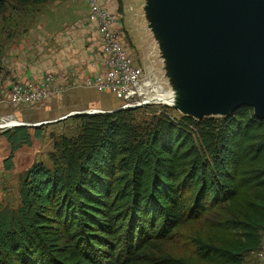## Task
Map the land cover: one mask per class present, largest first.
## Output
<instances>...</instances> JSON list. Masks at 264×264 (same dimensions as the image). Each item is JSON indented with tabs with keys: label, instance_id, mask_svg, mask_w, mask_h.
Returning <instances> with one entry per match:
<instances>
[{
	"label": "trees",
	"instance_id": "1",
	"mask_svg": "<svg viewBox=\"0 0 264 264\" xmlns=\"http://www.w3.org/2000/svg\"><path fill=\"white\" fill-rule=\"evenodd\" d=\"M132 112L80 115L53 168L25 169L19 207L0 208V264H194L169 248L183 237L205 261L245 264L262 247L264 119L253 107L144 125ZM4 134L10 169L32 136L22 125Z\"/></svg>",
	"mask_w": 264,
	"mask_h": 264
},
{
	"label": "rangeland",
	"instance_id": "2",
	"mask_svg": "<svg viewBox=\"0 0 264 264\" xmlns=\"http://www.w3.org/2000/svg\"><path fill=\"white\" fill-rule=\"evenodd\" d=\"M78 3L80 6L75 5L73 8L74 13L71 10V5ZM101 3L117 16L116 33L122 38L124 46L131 51L130 55L134 64L144 68L149 79L167 89L173 88L174 90L186 83H201L202 78L198 76L196 71H180L177 68L178 64L175 65L171 59H168V46L165 38L169 34L164 33L163 22L171 19V14L168 13L167 8L170 10L175 4V0H105ZM83 5L85 4L78 0H48L41 4L31 3L27 5L10 0L6 4L5 11L0 14L1 209L12 211L19 207L21 203V177L25 169L36 163H43L53 168L60 159V137H76L81 131L82 118L79 117L80 115H73L57 122H47L60 119L72 112L95 109L111 112L121 105V101L114 94L100 92L95 87L85 85L86 79L95 74L84 77L80 85H73L72 82L64 81V79L60 80L59 84H56L58 81H54L50 84L51 89L55 88L56 85H63V89L51 100L41 98L28 105L23 103L15 105L9 100L12 85L38 82L47 73L53 74V72L43 71L40 79L22 81L17 75L23 69V66L18 64V67H15L16 69L12 68L14 71H10L9 64L14 61L21 63L20 59L37 66L43 63L39 53L40 44L39 40L36 39L37 35L46 34L45 32L50 29V23H56L57 25L59 23L60 27L62 23L72 21L75 25L78 15L82 16L81 19L86 20L89 17V9L82 12ZM67 29L72 28L68 27ZM45 45L49 47L51 44ZM13 54L16 55L12 56ZM187 67L190 70V65H187ZM194 72H196L195 77L192 76ZM207 81L208 77L205 74L202 82ZM49 105L51 110L48 107ZM77 106L81 107L75 109ZM132 111L136 117L135 120L142 125L151 123L154 117L160 113L165 112L175 116L185 114L176 108L161 103L145 105L132 109ZM224 113L221 115L215 114V116H226L229 112ZM209 116L212 115L204 117ZM9 121L12 122V125L7 124ZM14 123L16 125L28 123L37 126H27L32 136V144L30 146L24 145L15 152L12 167L8 169L5 160L10 155L11 147L4 131L12 129L15 126ZM36 127H41L42 134L40 136L35 135ZM169 248L194 264H212L197 255L192 242L189 241V237L175 239ZM245 264H264V239L262 247L258 251L249 254Z\"/></svg>",
	"mask_w": 264,
	"mask_h": 264
},
{
	"label": "water",
	"instance_id": "3",
	"mask_svg": "<svg viewBox=\"0 0 264 264\" xmlns=\"http://www.w3.org/2000/svg\"><path fill=\"white\" fill-rule=\"evenodd\" d=\"M167 11L171 19L163 25L164 33L169 34L165 38L168 59L178 64L180 71L208 77L207 82L201 79V83L179 88L208 87L221 112L230 114L250 105L264 119V0H175ZM98 113L105 112L79 111L74 115ZM185 115L196 119L206 116ZM69 116L73 115L47 123Z\"/></svg>",
	"mask_w": 264,
	"mask_h": 264
},
{
	"label": "built area",
	"instance_id": "4",
	"mask_svg": "<svg viewBox=\"0 0 264 264\" xmlns=\"http://www.w3.org/2000/svg\"><path fill=\"white\" fill-rule=\"evenodd\" d=\"M87 2L89 6L88 20L98 28L100 34V54L104 69L94 76L88 77L85 85L95 87L100 92L114 94L121 101V105L113 111L136 109L155 103L153 85L157 83L149 79L144 68L134 64L130 55L131 51L124 46L122 38L115 31L117 16L106 9L100 0H87ZM50 74L52 73H47L38 82L29 81L30 83L25 85L18 83L12 85L9 100L15 105L20 103L28 105L41 98L51 100L63 89V85H56L55 88L51 89L50 84L54 81H58L56 84H59L63 78L58 79ZM99 111L104 110L95 109L80 112L93 113Z\"/></svg>",
	"mask_w": 264,
	"mask_h": 264
},
{
	"label": "crops",
	"instance_id": "5",
	"mask_svg": "<svg viewBox=\"0 0 264 264\" xmlns=\"http://www.w3.org/2000/svg\"><path fill=\"white\" fill-rule=\"evenodd\" d=\"M78 1L85 4L81 11L86 12L87 9H89L87 0ZM101 1L104 2L105 0ZM75 5L80 6L79 3L71 5L72 11ZM73 12L75 13V11ZM81 18L82 16H77L78 20L77 22L75 21V25L72 21L65 22L64 24L62 23L60 27L59 23L58 25L56 23H50V29L45 32L46 34L43 33L40 36L37 35L36 39L39 40L38 42L40 44L39 53L43 60V63H40L39 66L20 59L21 63H16L14 61L9 64V67L11 68L9 70L14 71L12 68H17L19 64L20 66H23V69L20 70L19 73L17 72V77L22 81L40 79L42 78L43 71H47L53 72L58 79L63 78L64 81L67 80L72 82L73 85H80L83 82L84 77L102 71L104 65L100 54V34L97 27L91 24L88 18L86 20ZM68 27H71L72 29L68 30ZM45 44L51 45L48 47ZM14 55L16 54H13L12 56ZM28 67H34L32 68L33 71L31 68L28 69ZM48 107L51 110L50 105ZM79 107L81 106H77L75 109Z\"/></svg>",
	"mask_w": 264,
	"mask_h": 264
},
{
	"label": "bare ground",
	"instance_id": "6",
	"mask_svg": "<svg viewBox=\"0 0 264 264\" xmlns=\"http://www.w3.org/2000/svg\"><path fill=\"white\" fill-rule=\"evenodd\" d=\"M153 87L155 90V94L153 95L155 103L165 104L178 109L180 112L194 115L195 117L210 114L221 115L223 113L216 108L214 95L209 93L208 87L193 88L190 90L181 88L175 90L173 88L167 89L158 84L153 85ZM75 113L77 112H73L71 115ZM7 124L12 125V122L9 121Z\"/></svg>",
	"mask_w": 264,
	"mask_h": 264
}]
</instances>
